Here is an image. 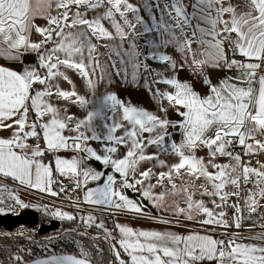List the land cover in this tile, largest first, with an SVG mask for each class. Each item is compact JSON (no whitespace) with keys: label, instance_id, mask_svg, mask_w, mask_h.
Returning <instances> with one entry per match:
<instances>
[{"label":"snow or ice","instance_id":"obj_1","mask_svg":"<svg viewBox=\"0 0 264 264\" xmlns=\"http://www.w3.org/2000/svg\"><path fill=\"white\" fill-rule=\"evenodd\" d=\"M53 2L57 10L63 11L55 16L46 15L44 18L48 21L47 27L34 25L33 18L38 13L43 15L42 9L51 8ZM105 4L108 5L107 10L93 19H86L85 12L80 10L82 7L86 11L95 10ZM72 6H75L76 11L70 15ZM191 7L192 12L188 13L183 0H171L170 4H165L164 9L174 23L165 22L163 16L157 23L153 16V27L150 28L139 16V9L128 0H37L35 8L32 6V0H0V57L18 60L21 49L37 54V66L25 67L22 72L0 66V130L12 131L11 137L0 138V177L11 178L25 188L58 196L59 193L52 187L56 183L53 179V168L43 163L39 157L44 155L45 149L53 151L71 148L85 152L88 157L95 158L105 167L112 169V172L104 177L103 172L90 168L78 170V161L75 158L71 161L56 158L55 172L61 175L71 173L73 178L83 176V181H76L77 187L82 183L86 184L89 179L99 181L104 177L103 185L85 192V203L142 215V206L122 193L123 188L136 190V186L141 185L142 196L149 199L154 207H161L168 195H182L186 207H180L178 202L169 205L174 215H184L188 220H192L195 215L202 213L205 219L199 221L201 224L227 228L228 223L223 219L226 213H216L206 207L203 201L195 200L196 190L199 189L200 195L218 198L212 203L215 208H222L228 206L229 196L240 198L241 180L248 184L253 182L254 177L255 190L248 191L244 204L249 210V215L255 212L260 206L255 197L264 198V164H260L259 168L242 164L240 155H233L227 148L235 137L238 143L244 146L246 155L254 151H264V141L255 139L257 134L264 135V74L259 75L256 81L257 71L264 65V0H242L239 5L233 4L231 0H195ZM128 13L133 15L134 21L128 18ZM117 14L122 23L117 21ZM103 20L110 22L115 30L114 35L103 26ZM192 21H196L195 25ZM201 22L207 27H202ZM138 25L142 31L138 29ZM33 28L42 37L39 42L29 39ZM73 29L76 31H72ZM186 29H191V35L187 34ZM152 31H156L158 42L146 41L144 47L149 51L144 53L140 50L138 40ZM92 37L97 40L119 41V44L111 46L112 50L121 65L131 67L133 82L136 81L141 68L145 72L149 71V60L166 63L174 70L177 62L172 56L160 51L161 48L172 46L183 57V63L179 67L183 68L187 64L194 72L201 74L205 67H237L244 72L242 77L236 79L246 83L248 87H240L237 83L230 82L233 78H227L218 86L210 85V94L201 97L187 82H180L175 77L157 79L156 83H164L175 89L172 93L161 92L159 89L154 93L161 101L167 100L183 117L181 121L173 122L142 108L125 105L114 93L90 101L74 89L62 90L58 84L51 83L57 78H62L71 84L69 77L61 70L63 67L77 72L87 81L89 88H95L91 76L100 68V63L96 55L97 45L92 43ZM125 41H128L127 49L123 48ZM46 44H51L52 47L45 48ZM193 44L198 46L197 49H193ZM225 44L229 51L238 53L249 62L229 60ZM198 55L202 58L198 59ZM112 67L115 68L116 64ZM41 70H44V76L40 75ZM119 73L120 69L117 68V74ZM125 76L127 77L126 69ZM100 79H103V75ZM254 81L258 82V89L251 86ZM204 83L210 84L207 77ZM36 84L42 87L33 93ZM53 96L69 100L81 108L91 105V109L83 119H76L72 115L62 116L47 99ZM181 107L185 111L181 112ZM30 110L36 116L31 123L28 122ZM160 110L167 112L162 103ZM45 116L50 118L45 121ZM96 121H100L101 125L98 126ZM177 126L182 130L181 144L172 142L166 145L165 138L170 137L168 128ZM246 126L247 130L244 131ZM98 127H102V131H98ZM213 128L214 135L208 136L207 133ZM65 130L75 132L76 135L65 136ZM120 130L122 134L116 135ZM145 133L149 135L145 137ZM41 136L44 149L39 144H27L29 138L39 140ZM89 140L103 145V155L87 146ZM249 140L253 142L248 143ZM149 145H156L165 152L170 148L180 157V162L172 165L167 172L155 174L156 184H148L145 188L144 181L150 180L154 175L152 169L141 172L140 179H136V172L142 161L158 159L155 154H145V148ZM200 145L208 149L211 157L208 164L217 169L215 173L207 171L203 158L194 155L195 148ZM118 147L127 148L122 158H115ZM185 149L192 154L186 155ZM218 154L229 156L236 162L235 165L213 163ZM158 166L166 165L164 161L159 160ZM237 168L241 169L239 173ZM181 169L185 171L182 173ZM115 174L121 177L119 182L115 179ZM176 178L181 180L179 186L174 182ZM201 178L206 183L197 185L196 181ZM164 180L171 185L170 192L153 194L151 190L157 185L163 186ZM117 183L119 188L115 187ZM228 184L235 186L237 190L224 191ZM59 191L64 192V187L61 186ZM5 192L16 204L27 206L3 184H0V204L3 203ZM231 207L238 213L241 211L238 204ZM3 211L0 207V212ZM51 215L60 220L75 219L73 215L59 209L51 212ZM152 219L162 224L171 223L163 218ZM240 219L233 217L237 228L241 226ZM81 221L87 227L95 224V227L102 229L105 240L113 239L112 233L105 228L102 221L95 223L94 216L81 217ZM115 229L120 234L117 243L129 257V261L121 259L116 245H110L118 264H197L204 260H214L216 264H264V246L237 243L235 234L226 243L209 235L181 236L170 231L133 229L119 223L115 225ZM251 239L264 240V235ZM97 253L102 255V250L98 247ZM9 259L18 264L22 257L12 254ZM33 264H92V259L90 252L80 247L79 258L70 254H53L46 259L35 260Z\"/></svg>","mask_w":264,"mask_h":264},{"label":"rangeland","instance_id":"obj_2","mask_svg":"<svg viewBox=\"0 0 264 264\" xmlns=\"http://www.w3.org/2000/svg\"><path fill=\"white\" fill-rule=\"evenodd\" d=\"M36 2L37 0H34V3H33L34 8H35ZM128 2L133 4L135 7L139 9V13H138L139 16L145 21V23L150 28L153 27V19H152L153 16L155 17V21L157 23L160 22L162 16L165 22L170 23V24L174 23V21H172L168 17L167 11L164 9L165 4H170L171 0H128ZM194 2L195 0H183L184 5H186V11L188 13L192 12L191 5ZM107 7L108 5L105 4L103 7L95 9V10L86 11L83 7L80 10L82 12H85L86 19H93L96 16L103 15V13L107 10ZM42 11L44 12V14L41 15L38 13L33 18V23L34 25L43 28V27L48 26V21L46 18H44L46 15H53V16L58 15V12H62L63 9L57 10L55 7V3L53 2L51 8H45V9H42ZM75 11H76L75 6H72L70 15L74 14ZM128 18L134 21V17L131 13H128ZM116 19L118 22L122 23L118 14L116 15ZM102 24L109 32L113 33L114 35L115 30L112 28L108 20H103ZM137 27L138 29L142 31V28L139 25ZM66 31L68 30L66 29ZM72 31H76V30L73 29ZM186 31L188 35H191V29H186ZM29 39L32 42H39L42 39V37L38 35L35 31V28H33L31 30ZM154 40L158 42L156 31H152V32H149L141 36L138 40V45L140 47V50L144 53H147L149 49L144 47L145 42L154 41ZM92 43L97 45L96 55L98 56L99 63H100V68H97L95 75L91 76V79L95 83L94 89L89 88L87 81L84 78H82L77 72L70 70V69H65L63 67H61V70L64 71L65 74L69 77V79L71 80V84H69L67 81L63 80L62 78H57L53 80L51 83L58 84L62 90L71 91L74 89L78 94L84 96L86 99L90 101L93 100L94 98L98 99L109 93H114L117 96L116 92L119 88H134L136 90L142 91L145 94L147 92L154 106L152 108V111H149V112L154 113L157 116H160L161 118H167L168 120L173 121V122H177V120L175 119L176 112H177L175 107L169 105L167 100L161 101L159 97L154 95V93L156 92L157 89H159L161 92L166 91L169 93L174 92L175 89L171 87L170 85H167L164 83H156L155 81L157 79L172 78V77H175L177 79V75L179 76L180 73L185 74V70H186L193 78L197 79L200 83L204 84L206 74L194 72L192 69L188 67L187 64H185L183 68L179 67V65L183 63V57L180 55V53L176 52L172 46H169L167 48H161L160 51L172 56V58L177 62V67L174 70L170 66H168L166 63H159V62L149 60L147 61L149 71L145 72L143 68H141L136 81L133 82L131 78V73H132L131 67L129 65H121L119 63V58L115 55V52L112 50L111 46L119 44L118 40H112V41L97 40L95 37H92ZM105 45H109L110 47H105ZM51 47H52L51 44L45 45V48H51ZM192 47L193 49H197L198 46L196 44H193ZM227 47L228 46L226 45V49ZM123 48L124 49L128 48V41L124 42ZM26 53H28L29 55L33 57V61H34L33 66H37V54L35 52H26ZM121 54H123L122 51H121ZM199 57L200 56L198 55L197 58L199 59ZM125 59L127 58L125 57ZM236 60H242L243 62H246L243 59H236ZM85 63L86 64L88 63V57H87L86 50H85ZM113 64H116L115 68L112 67ZM117 68L120 69L119 74H117ZM125 69L127 70V77L125 76ZM89 71L91 72V69H89ZM40 75L41 76L45 75L44 70L40 71ZM101 75H103L102 80L100 79ZM41 87L42 86L39 84L34 85L33 93L36 89H39ZM129 93H130L129 90H125L121 92V97L126 102H128V100L131 99V95ZM47 99L51 104H53L60 111V114L62 116L72 115L76 119H83L87 115V111L91 109V105H89L88 108H81L78 104L72 103L69 100L58 99L55 96L49 97ZM161 103L163 104L164 108L167 109L166 113L160 110ZM29 117L32 118L33 120L36 119L35 114L31 110L29 111ZM49 118H50L49 116H45L43 119L47 121ZM96 124L99 126L101 125V122L96 121ZM83 130L84 129L82 128L81 131ZM98 131H102V127H98ZM168 132L170 133V137L165 138V144L170 145L172 142H175L177 145H179L177 139L179 138V136H181L180 135L181 133H178L179 132L178 127H175V128L169 127ZM121 134H122V130L116 133V135H121ZM63 135L74 136L76 135V133L65 130L63 132ZM148 135H149L148 133L144 134L145 137H147ZM259 136H262V135H259ZM262 138L264 141L263 136ZM126 151H127V148H126ZM184 151L186 155L192 154L187 149H185ZM227 151L233 153L229 147L227 148ZM145 154L146 155L155 154L158 157V159L142 161L138 165L137 172H136V179H140L139 174L145 171L146 169L151 168L154 173L153 177L150 180L144 181L143 187L145 188L148 186V184H153V185L156 184L155 174H158L162 171L167 172L172 165L180 162V157L176 155L174 152H172L170 148L168 149V151L165 152V151H162L156 145H149L148 147L145 148ZM194 155L197 158H203L205 165H207V171H209L210 173H215L217 171V169H214L213 167H211V165L208 164V161L209 159H211V157L209 156V151L206 147H204L203 145L196 147L194 150ZM233 155L235 154L233 153ZM159 160L164 161L166 166L165 167L158 166ZM213 163L217 165H225V164L235 165L236 162L233 159H231L229 156H222L218 154L214 158ZM184 171H185L184 169H181L182 173ZM240 171L241 169L237 168V173H239ZM252 179H253V182H250L248 184H244L243 181L241 180L240 198L238 199L236 196H229L228 201H227L228 206H225L222 208H215L212 201L218 198L207 196V195H200L199 189L196 190V195L194 196V199L203 201L206 207H208L210 210H213L216 213H218L219 211L225 212L227 207L231 205H235V204H238L240 206L241 208L240 212L249 213L248 208L244 204V198L248 195L249 190H255L254 189V179L255 178L253 177ZM174 182L178 186L181 184V180L179 178H176ZM196 183L197 185H200V184H205L206 182L203 180V178H201L200 180L196 181ZM162 185L163 186L157 185L156 187H154L151 190L152 193L159 194L161 192H170L171 185L168 184L167 180H164L162 182ZM136 187H139L140 189H142L141 185H137ZM236 190L237 189L235 188V186L231 184L226 185L224 189V191H227V192H235ZM10 191L13 193L12 190ZM3 197H4L3 203L0 204V207H2L4 211L1 213H6L5 208H4L5 203L11 199L8 198L7 192L3 193ZM17 197L24 205H27L26 207H21L22 209L30 208V209L36 210L39 213V222L48 223L50 220L56 219L60 222V226L61 224L63 225L66 222H70L69 220H60V219L54 218L51 215V212L55 211L56 209H59L63 212H67L74 216V214L68 210L56 207L50 203H44V201L38 198L37 196L20 194ZM255 199L258 200V203L260 206L253 213H259V211L261 210V207L264 206V198H260L257 196L255 197ZM174 202H178L180 207H186V204L184 203V199L182 195H179V196L168 195L165 197V203L160 208L162 209V211L168 212L171 215L170 217L174 218L175 221L178 220V221H184V222H189V223H197L195 225H205L209 228L219 227L217 225L201 224L199 221L205 219V216L202 213L195 215L192 220H188L186 216L184 215H180V216L174 215L173 211L169 208V205H173ZM52 207H55V208H52ZM45 209H47V211H45ZM165 209H168V210H165ZM88 215H92L95 217V223H100L102 221L105 225V228H107L111 233L113 232V230L110 228L109 220L107 217L105 218L103 217V215H100L98 213H95L94 215L92 213H86L81 216L75 215L76 218L72 220V222L76 224L74 226V230L76 231V234H79L80 232H84L87 234V236H90L92 234V235H95V237H100L104 239V231L102 229L95 227V224H93V226L91 227H87L82 223L81 217H86ZM37 229H38V226L34 228H28L26 226H19L12 232H8L9 234H6L0 230V238L10 237L9 242L17 244L18 250H22V246L24 244L23 242L19 243L17 240L13 239V237L15 236H23L25 239H31L33 241L39 242L38 244L40 243L47 244L49 241H43L44 238L42 239H40L39 237L38 239L35 238L38 235ZM57 230H59V228ZM59 232H62V230ZM106 241H108L111 244V239L106 240ZM78 246H79L78 247L79 250H80V247H83L85 250H88V248L85 247L82 243H79ZM93 247L96 250L98 247L99 249L103 251V247L101 246V243L99 241L95 242L93 244ZM12 263L16 264L17 262L12 261ZM110 264H112V262Z\"/></svg>","mask_w":264,"mask_h":264},{"label":"crops","instance_id":"obj_3","mask_svg":"<svg viewBox=\"0 0 264 264\" xmlns=\"http://www.w3.org/2000/svg\"><path fill=\"white\" fill-rule=\"evenodd\" d=\"M233 4H242V0H231ZM34 0H32V6H33ZM37 2L35 3L36 7ZM34 8V7H33ZM196 21H193L192 24L195 25ZM202 27H207L203 22H201ZM225 50L227 53L226 49V44H225ZM241 59L245 60L246 62H249L246 60V58L240 56L238 53H236ZM228 57V56H227ZM202 58V57H199ZM33 57L29 55L28 53L24 52L23 49H21V56L20 59L18 60H11V59H6L3 57H0V66L6 67L10 70H15L17 72H22L25 67H31L33 66ZM244 70L243 69H232L229 67L222 66L220 68H213V67H205L204 69V74H206V77L210 81V84H202L200 83L197 79L193 78L186 70L185 74H179L177 75V79L180 82H187L192 89L197 92L201 97L208 96L210 94V85H219L221 81L227 79V78H233L230 82L231 83H237L238 86L240 87H245L247 88L248 85L246 83H241L239 82L236 78L237 77H242ZM264 74V69H259L257 71V77L256 81H258L259 75ZM253 89H258L259 84L258 82H253L251 85ZM129 90V94L131 95V99L128 100V102L124 101L123 98L121 97V92ZM117 98L123 102L125 105H131L135 106L137 108H142L147 111H152V108L154 107L150 98L149 94L143 93L140 90H136L134 88H119L117 90ZM180 111H185L182 107L180 108ZM175 119L177 122L181 121L183 117H181L177 112H176V117ZM33 121L32 118L29 117L28 115V122L31 123ZM8 123H11V121H8ZM179 129L178 133H181L179 138L177 139L178 144H181L183 140L182 136V130L177 126ZM27 130V129H26ZM244 131L247 130V126L243 129ZM215 129L213 128L210 130L207 135L212 136L214 135ZM12 135L11 130H0V138H9ZM260 134H257L256 136H259ZM264 137V135H262ZM35 138H29L27 140V144L29 146H35L37 144L40 145L42 149L45 148L43 138L41 136V143H36ZM87 146L93 148L98 154L103 155L102 153V148L103 145L97 141L89 140L87 142ZM19 151V149H17ZM126 153V148L125 147H118V152L115 154V158H122L123 155ZM59 157L61 159H66L71 161L72 159H76L78 161V170L82 171L85 168H90L94 171H99L104 173V177L107 176L108 173L112 172L111 167H105L101 162L95 160V158L88 157L87 154L83 151H75L71 148L69 149H60V150H53V151H48L45 149L44 155L42 157H39V159L42 160L43 163L50 165L53 168V179L56 181L52 185L53 190L57 191L59 193L58 196L68 198L72 196L71 188L76 186V181L80 180L83 181V176H78L76 178L72 177L71 173H68L66 175H61L57 172H55V160L56 158ZM247 166L252 167V168H259L258 166L254 164H247ZM104 177H102L99 181H94L89 179L86 184L82 183L81 184V196L82 199L84 198V194L88 189L95 188L97 186L103 185L104 183ZM115 179L119 182L121 177L119 174H115ZM0 184L7 185L10 190L13 191V194L15 196H19L20 194L22 195H34V196H39V195H46V196H52L47 192H40L39 190L36 189H29L25 188L24 186L19 185L18 182L13 181L11 178H3L0 177ZM64 187V192H60V187ZM119 188V183L115 186ZM142 189L139 187H136V190L130 189V188H123L122 193L130 200L136 202L140 206H142L143 214L138 215L134 212L127 211V210H117L115 208L111 207H106L103 205H91L99 208H103L106 210H112L113 214L111 217L108 218V216H103L107 217L110 219L111 223H113V239H111V245L115 244L116 248L120 251V258L129 261V257L127 256L126 253H124L123 249L120 248L119 244L117 241L120 238V234L118 230L115 229V225L117 223L121 225H127L132 227L133 229H140V230H154V231H170L176 234H179L181 236H186L189 234H199V235H209L213 239L216 240H223L222 237L213 230V228H209L205 225H195L197 223H189V222H184V221H178L172 217L168 212L162 211V209L159 207H154L153 203L147 199L144 198L141 194ZM84 201V199H83ZM88 204V203H86ZM58 207V206H56ZM55 208V207H52ZM62 208V207H59ZM65 210H68L72 212L69 209L62 208ZM73 213V212H72ZM74 214V213H73ZM152 218H163L165 220L171 221V223L168 224H162L158 223L157 220L152 219ZM231 239V238H230ZM236 239L237 243H244V244H255V245H262L264 246V240H259V239ZM55 255H69V254H55ZM72 255V254H70ZM49 256L45 257H39L35 258L31 261L26 262L25 264H33V261L38 260V259H46ZM79 258V256H77ZM1 264V263H0ZM197 264H216V261H209V260H204L197 262Z\"/></svg>","mask_w":264,"mask_h":264},{"label":"built area","instance_id":"obj_4","mask_svg":"<svg viewBox=\"0 0 264 264\" xmlns=\"http://www.w3.org/2000/svg\"><path fill=\"white\" fill-rule=\"evenodd\" d=\"M240 62H243L242 60H237ZM233 69H238L237 67H232ZM261 69H264V65H262ZM256 140L263 141L262 136H256ZM36 143H41V138L39 140H34ZM253 141L249 140L248 143H252ZM231 151L236 155L239 154L241 157V163L242 164H254L258 167H260V164H264V151H254L251 154L246 155L245 154V148L244 146L240 145L238 143L237 138L233 137L231 145L229 146ZM72 196L71 199L64 198L61 196H46V195H39L38 198L42 199L44 203H50L54 206L62 207L71 210L74 215L81 216L86 213H92L93 215L95 213H98L103 216L111 217L113 214L112 210H106L103 208L91 206L89 204H86L81 196V187L74 186L71 188ZM78 205V207L76 206ZM5 212H10L12 214H17L22 210L21 206L16 204L13 200H8L5 203ZM225 217L224 220L227 221L228 227H213V230L216 231L222 239L227 243V241L233 237V234H235V238L237 239H251V237L264 235V206L261 207V210L259 213H251L249 215L248 212H236V209L234 207H227L225 210ZM233 217H240V227L237 228L234 225ZM109 225L110 228L113 230V223H111L110 219ZM114 233V230L112 232V235ZM226 233V234H225ZM261 240V239H259Z\"/></svg>","mask_w":264,"mask_h":264},{"label":"trees","instance_id":"obj_5","mask_svg":"<svg viewBox=\"0 0 264 264\" xmlns=\"http://www.w3.org/2000/svg\"><path fill=\"white\" fill-rule=\"evenodd\" d=\"M227 56L229 60L241 59L236 53L234 54L233 52L229 51L228 47ZM74 217L76 218L75 215ZM75 225L76 224L72 221L66 222L63 225L61 224V226H59V230H55V232L52 231L48 234H45L44 236L37 235V237H35L37 239L38 237L40 239L44 238L43 241H49L47 244H38L39 242L33 241L31 239H25L23 236L13 237V239L17 240L19 243L23 242L24 245L22 246V250H18L17 244L9 242L10 237L0 238V263L13 264L9 259L12 254H19L22 257V260L18 264H25L26 262L35 258L45 257L53 254H72L79 256L80 250L78 249V245L79 243H82L88 248L87 251H89L91 254L92 264H110L111 262L112 264H118V261H116L115 256L111 252V244L108 241L100 237L99 239L93 240L92 238L95 237V235L91 234L90 236H87V234L84 232H80L83 233V235H80V233L76 234V231L74 230ZM61 230L62 232H59ZM3 232L9 234L7 231ZM97 241H99L103 247L102 255L98 254L97 250L93 247V244Z\"/></svg>","mask_w":264,"mask_h":264},{"label":"water","instance_id":"obj_6","mask_svg":"<svg viewBox=\"0 0 264 264\" xmlns=\"http://www.w3.org/2000/svg\"><path fill=\"white\" fill-rule=\"evenodd\" d=\"M19 226H26L28 228L38 226L37 234L45 235L57 230L60 222L56 219H52L48 223L39 222V213L30 208H24L17 214L0 212V230L12 232Z\"/></svg>","mask_w":264,"mask_h":264}]
</instances>
